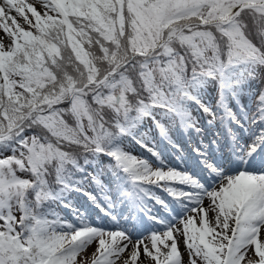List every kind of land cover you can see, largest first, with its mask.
I'll list each match as a JSON object with an SVG mask.
<instances>
[{
  "label": "snow or ice",
  "instance_id": "6c2138e0",
  "mask_svg": "<svg viewBox=\"0 0 264 264\" xmlns=\"http://www.w3.org/2000/svg\"><path fill=\"white\" fill-rule=\"evenodd\" d=\"M0 264H264V0H0Z\"/></svg>",
  "mask_w": 264,
  "mask_h": 264
},
{
  "label": "rangeland",
  "instance_id": "374dc122",
  "mask_svg": "<svg viewBox=\"0 0 264 264\" xmlns=\"http://www.w3.org/2000/svg\"><path fill=\"white\" fill-rule=\"evenodd\" d=\"M29 2H31V0H29ZM62 215H67V213L66 212H62L61 213ZM94 247V246H93ZM91 251V247L88 249V250H86V253H82L81 255H86L87 254V252H90ZM79 259V258H78Z\"/></svg>",
  "mask_w": 264,
  "mask_h": 264
}]
</instances>
